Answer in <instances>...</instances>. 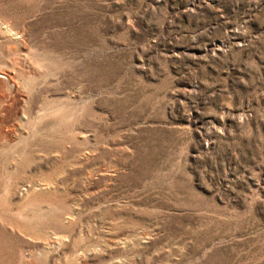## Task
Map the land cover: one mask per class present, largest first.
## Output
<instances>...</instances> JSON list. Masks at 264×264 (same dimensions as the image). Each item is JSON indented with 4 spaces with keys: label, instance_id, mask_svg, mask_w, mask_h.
<instances>
[{
    "label": "rangeland",
    "instance_id": "1",
    "mask_svg": "<svg viewBox=\"0 0 264 264\" xmlns=\"http://www.w3.org/2000/svg\"><path fill=\"white\" fill-rule=\"evenodd\" d=\"M0 264H264V0H0Z\"/></svg>",
    "mask_w": 264,
    "mask_h": 264
}]
</instances>
